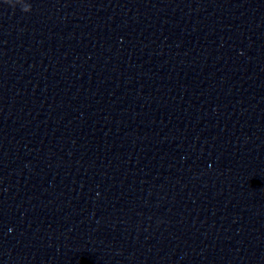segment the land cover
I'll use <instances>...</instances> for the list:
<instances>
[{
    "label": "water",
    "instance_id": "95a60500",
    "mask_svg": "<svg viewBox=\"0 0 264 264\" xmlns=\"http://www.w3.org/2000/svg\"><path fill=\"white\" fill-rule=\"evenodd\" d=\"M0 264H264V0H0Z\"/></svg>",
    "mask_w": 264,
    "mask_h": 264
},
{
    "label": "clouds",
    "instance_id": "9594fccd",
    "mask_svg": "<svg viewBox=\"0 0 264 264\" xmlns=\"http://www.w3.org/2000/svg\"><path fill=\"white\" fill-rule=\"evenodd\" d=\"M17 2H19V0H17Z\"/></svg>",
    "mask_w": 264,
    "mask_h": 264
}]
</instances>
